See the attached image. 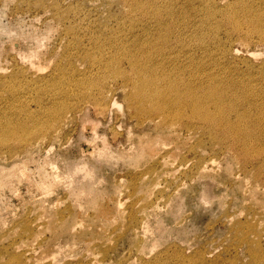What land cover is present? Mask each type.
I'll return each instance as SVG.
<instances>
[{"label":"rangeland","instance_id":"rangeland-1","mask_svg":"<svg viewBox=\"0 0 264 264\" xmlns=\"http://www.w3.org/2000/svg\"><path fill=\"white\" fill-rule=\"evenodd\" d=\"M263 31L264 0H0V264H252L244 237L264 255V136L250 162L223 134L169 143L125 101L147 65L264 104Z\"/></svg>","mask_w":264,"mask_h":264},{"label":"bare ground","instance_id":"bare-ground-1","mask_svg":"<svg viewBox=\"0 0 264 264\" xmlns=\"http://www.w3.org/2000/svg\"><path fill=\"white\" fill-rule=\"evenodd\" d=\"M141 6H143V4H141ZM233 19H235V17ZM258 23L259 22L256 21L257 25H258ZM233 24H235V23H233ZM236 26L237 25H235V27ZM237 29H239V25H238ZM253 32L255 33V31H253ZM263 35H264V31H263ZM164 44H166V43H164ZM120 45H121V42H120ZM118 50H117V52H118ZM136 50H138V49H136ZM130 51H131V48H130ZM128 53H129V50H128ZM133 53H134V50H133ZM148 53H149V51H148ZM160 55H161V52H160ZM115 56H117V55H115ZM130 56H129V58H130ZM112 57H114V56L112 55ZM138 57H139V54H138ZM149 58H150V56H149ZM150 62H151V60H150ZM109 63H111V61ZM160 66H161V64H160ZM159 68L160 69H158V68H156V69L152 68L151 69V68H148L147 65L144 67H142L140 65H138V66L132 65V67H131V69H133L132 74L131 75L129 74L126 76L125 81H126V83H128L131 86L132 92H130V94L128 96L125 95V101L127 104H129L128 109L130 110L131 113H133V119H135V120H133L135 122L133 124L134 127H137V128L140 127V128H144V129L159 133L161 135H167V136H169V143H171V141H173L174 138H177V137L179 138L180 135L182 137L184 132H187V133L192 132L193 134H197V131L200 130V132L203 131L205 133H208L212 138H216L217 135L223 134L225 136H228L232 141L231 146H229V147L238 148L239 144H243V149L241 148L240 153L243 152V159L244 160H247L248 162H250V161H253V157L259 156L262 154L261 148H263L262 142H263V136H264V133H263L264 132V129H263V127H264L263 126V122H264V118H263L264 117V114H263L264 113L263 112L264 106L263 105L264 104H263V101L260 99V97L256 98V96H255V98H250V96L247 94V92H249V91H247V89H246L247 92H245V91L240 92L239 89L238 90L236 89V85L232 81H231V83H225L223 85L221 84L219 86H216L214 84V81H215L214 77H210L208 75L207 76L206 75H201V76L200 75H197V76L193 75L194 77L192 78V80L188 79L189 80L188 81L187 78L185 77L186 75L184 73L183 68L180 69L178 67V69L177 68L175 69L173 67L174 69H171V70L165 69L162 66ZM230 70L231 69L229 68V71ZM120 74H121V72H120ZM189 77H191L190 74H188V78ZM218 77L219 76H217V78ZM260 77H261V74H260ZM217 78H216V80H217ZM226 81H227V79L225 80V82ZM220 83H221V81H220ZM239 84H240V82H239ZM248 89H250V88H248ZM253 91H255V90H253ZM250 95L253 97L255 95V93H254V95H252L250 93ZM257 95H258V93H257ZM257 104H258V106L255 109V113L256 112L257 113L253 116L250 112V109H251V107H255ZM118 106H117V108H118ZM119 110H120V107H119ZM130 124H131V121H130ZM244 125H247L248 128L251 127V129L253 128L254 130L257 131L259 137H253L254 139H256L258 141L256 143L257 146L254 147L252 144V140L250 138L247 139V136H250V132L248 134V133L243 131L242 126H244ZM8 127H10V126H8ZM91 127H93V126H91ZM86 128H89V127H86ZM90 129H92V128H90ZM10 130H12V129H10ZM249 131H251V130L249 129ZM178 145H179V143L176 142L172 149L166 151L167 154H169L174 149H176L178 147ZM251 147H254L255 150H253ZM198 159H199V161H197V163H198L197 167L205 169L206 166L203 165L204 166L203 167L201 165V163L204 160L203 159L201 160V158H198ZM209 162L212 163L213 161L212 162L209 161ZM213 164L214 163H212V165ZM83 169H85V168L82 167V170ZM72 173H73V171H72ZM72 176H74V175H72ZM87 176H90V175H87ZM66 180H68V179H66ZM59 184H61V183H59ZM66 185H65V187H66ZM80 185H82V184H80ZM261 185L263 187V183H261ZM74 187H75V185H74ZM77 187H78V185H77ZM89 189H87V190H89ZM79 193H80V190H79ZM251 193L253 194V196H255L257 194V191L252 190ZM90 194H92V193H90ZM80 195H82V189H81ZM85 197H87V196H85ZM83 198H84V196H83ZM78 199H80V197ZM249 211H250V209H248V212ZM249 214H250V212H249ZM252 214H250V215L252 216ZM247 224L249 225V223H247ZM151 234H152V232H151ZM240 241L242 244H245L247 246L246 255L249 256V258H250L249 261L252 264H264V255L260 251L259 243H257L253 247L252 246L253 243L248 241L246 237H244V239H241ZM61 246L63 247V245H61ZM61 246H60V249H61ZM73 247H74V245H73ZM87 251H89V249ZM178 252H180V251H178ZM55 255H56V253H55Z\"/></svg>","mask_w":264,"mask_h":264}]
</instances>
